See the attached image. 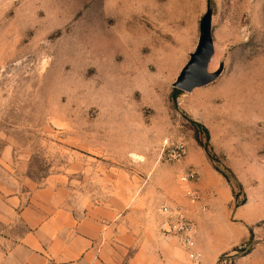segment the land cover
Returning <instances> with one entry per match:
<instances>
[{"label":"rangeland","instance_id":"rangeland-1","mask_svg":"<svg viewBox=\"0 0 264 264\" xmlns=\"http://www.w3.org/2000/svg\"><path fill=\"white\" fill-rule=\"evenodd\" d=\"M206 16L222 71L175 103ZM201 161L227 203L196 182L206 209L183 193L179 173ZM0 178L79 213L150 204L186 264H264V0H0ZM165 204L195 222L193 246L164 226Z\"/></svg>","mask_w":264,"mask_h":264},{"label":"crops","instance_id":"crops-1","mask_svg":"<svg viewBox=\"0 0 264 264\" xmlns=\"http://www.w3.org/2000/svg\"><path fill=\"white\" fill-rule=\"evenodd\" d=\"M194 164L208 201L227 203L230 189L209 163ZM130 199L79 213L49 190L27 192L0 178V264H186L178 238L151 217L152 206Z\"/></svg>","mask_w":264,"mask_h":264},{"label":"built area","instance_id":"built-area-1","mask_svg":"<svg viewBox=\"0 0 264 264\" xmlns=\"http://www.w3.org/2000/svg\"><path fill=\"white\" fill-rule=\"evenodd\" d=\"M185 153V148L182 143H177L174 146L173 157L181 158ZM198 179V172L194 168H188L178 175V184L183 189V193L188 198L191 204L196 205L200 210L206 209V205L200 202V194L191 184ZM164 217V225L168 230L175 232L182 237L183 243L187 247L194 245V240L197 232L196 224L193 220L186 217L180 209H171L168 205H162L158 208ZM190 258H199L198 252H190Z\"/></svg>","mask_w":264,"mask_h":264},{"label":"water","instance_id":"water-1","mask_svg":"<svg viewBox=\"0 0 264 264\" xmlns=\"http://www.w3.org/2000/svg\"><path fill=\"white\" fill-rule=\"evenodd\" d=\"M211 19L206 16L200 23V36L197 48L190 60L182 68L174 87L191 91L195 87L204 86L215 80L222 71L223 66L214 72L209 71V63L214 54Z\"/></svg>","mask_w":264,"mask_h":264},{"label":"trees","instance_id":"trees-1","mask_svg":"<svg viewBox=\"0 0 264 264\" xmlns=\"http://www.w3.org/2000/svg\"><path fill=\"white\" fill-rule=\"evenodd\" d=\"M181 92H182V90H180V89H178V88H174V89H173V91H172V95H171V98H172L173 102L176 103V99H177L178 95H179ZM194 124H195V126H196V129H195V130H196L197 133L199 132L197 127H199V128H201V129L205 132V134H206L207 137L209 136V130H208L205 126H203L202 124H200V123H198V122H194ZM205 149H206V151H207V154L210 155V154H209V150H208L207 148H205Z\"/></svg>","mask_w":264,"mask_h":264}]
</instances>
